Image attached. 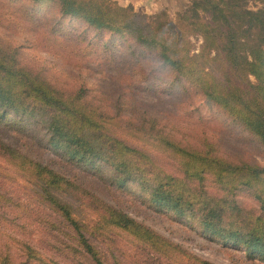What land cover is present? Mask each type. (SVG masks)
I'll return each mask as SVG.
<instances>
[{
  "label": "trees",
  "instance_id": "1",
  "mask_svg": "<svg viewBox=\"0 0 264 264\" xmlns=\"http://www.w3.org/2000/svg\"><path fill=\"white\" fill-rule=\"evenodd\" d=\"M29 1H47L60 15L78 19L94 30L128 35L153 53L172 75V84L183 80L192 86L194 93L222 108L264 147V9L248 10L242 0H193L172 24L164 14H156L147 21V16H137L129 6L120 7L109 0ZM198 9L202 16L198 15ZM187 33H197L202 38L197 54H188L184 45ZM114 64L110 66H120ZM130 70L127 74L132 78L137 71ZM1 108L2 115L7 111L24 116L42 115L39 123L46 130L44 144L59 150L66 161L84 162L88 168H95L98 161L111 173L109 178L117 188L121 189L127 181L136 182L147 190L153 203L179 213L195 210L205 231L264 255V167L227 161L202 137L197 146L182 144L156 118H142L143 123L136 130L144 132L155 147L175 157L176 168L165 169L149 153L111 133L106 119L80 87L72 92L60 89L22 65L15 47L0 42ZM0 157L26 178L30 186L26 198L48 205L49 213L61 220L63 233L69 232L73 240L68 246L72 253H82L91 264L106 263L88 240V230L76 213L82 205H87L96 216V226L121 231L156 255L178 250L120 208L1 140ZM101 166H96L94 174L99 180ZM207 179L208 188L219 192L216 197L207 191ZM238 192L248 193L256 211L243 206L237 199ZM0 198L9 201L10 194L0 191ZM48 224L54 227L52 222ZM23 251L26 258L37 256L36 249L29 244ZM5 261L0 256V264ZM192 264L213 263L194 258Z\"/></svg>",
  "mask_w": 264,
  "mask_h": 264
},
{
  "label": "rangeland",
  "instance_id": "2",
  "mask_svg": "<svg viewBox=\"0 0 264 264\" xmlns=\"http://www.w3.org/2000/svg\"><path fill=\"white\" fill-rule=\"evenodd\" d=\"M109 1L120 7L129 6L137 16H147V21L156 14H164L175 24L177 15L187 10L193 0ZM241 3L248 10L264 9L263 0H242ZM197 13L203 14L199 9ZM184 36L188 54H197L201 36L197 33ZM0 42L15 47L22 65L60 89L72 92L80 87L83 95L106 119L111 133L143 149L165 169L176 168L175 157L155 147L144 132L136 130L143 123L142 118H156L158 124L168 128L182 144L197 146L202 137L227 161H245L264 167V147L252 135L222 108L194 93L193 87L183 80L172 84V75L158 63L153 53L126 34L94 30L78 19L60 15L47 1L0 0ZM117 63L118 68L110 66ZM131 68L137 71L132 78L127 74ZM248 79L253 81L252 77ZM1 111L2 108L1 141L76 181L178 249L168 255H156L121 231L96 226V216L87 205H82L76 213L88 230V240L106 264H192L194 258L213 264H264L262 253L205 231L195 210L179 213L159 206L150 200L147 190L133 181L117 188L109 178L111 173L108 174L98 161L95 168H88L84 162L66 161L59 150L44 144L46 130L39 123L42 115L24 116L12 111L2 115ZM99 164L101 180L94 175ZM209 182V179L205 181L207 191L216 197L219 192L208 188ZM28 187L26 178L19 176L0 157V191L10 194L9 201L0 198V256L6 258L4 264H91L82 253H72L69 249L73 243L68 236L70 233H63L61 220L49 213L48 205H39L26 198L30 193ZM237 199L246 209L256 211V204L248 193L238 192ZM49 222L54 227H49ZM28 244L36 249L37 256L26 258L23 247Z\"/></svg>",
  "mask_w": 264,
  "mask_h": 264
}]
</instances>
